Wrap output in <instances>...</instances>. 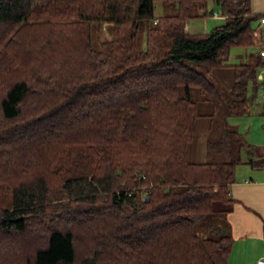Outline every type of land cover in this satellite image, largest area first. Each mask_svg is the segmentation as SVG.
<instances>
[{"label": "trees", "instance_id": "obj_1", "mask_svg": "<svg viewBox=\"0 0 264 264\" xmlns=\"http://www.w3.org/2000/svg\"><path fill=\"white\" fill-rule=\"evenodd\" d=\"M209 1L225 22L190 33ZM155 2L177 12L156 18ZM261 18L250 0H0V264H229L230 230L196 229L233 202L245 145L228 119L248 112L264 62H227ZM200 117L220 137L193 162ZM30 233L43 243L16 261L3 236Z\"/></svg>", "mask_w": 264, "mask_h": 264}, {"label": "crops", "instance_id": "obj_2", "mask_svg": "<svg viewBox=\"0 0 264 264\" xmlns=\"http://www.w3.org/2000/svg\"><path fill=\"white\" fill-rule=\"evenodd\" d=\"M250 3L252 13L264 17V0H250ZM213 16L216 21L226 20ZM256 31L258 41L248 48L259 46L258 49L262 50L264 28L260 20ZM253 53L256 57L259 54L254 50L239 54L246 59L241 63L250 62ZM258 71V75L264 74V70ZM257 82H263L264 87V79ZM251 102L254 103L253 98ZM261 102V106L249 107L246 114L229 116L228 119L230 125L242 135L245 145L243 162L236 167V179L229 185L233 202L229 205L230 210L222 215L223 223L232 236L229 264H257L264 259V101Z\"/></svg>", "mask_w": 264, "mask_h": 264}, {"label": "rangeland", "instance_id": "obj_3", "mask_svg": "<svg viewBox=\"0 0 264 264\" xmlns=\"http://www.w3.org/2000/svg\"><path fill=\"white\" fill-rule=\"evenodd\" d=\"M209 10H214L215 13H219L220 14V8L217 6V4H215L213 1H209ZM177 12V7L173 6V5H163L160 2H155V17H161L165 14H175ZM214 16L208 14L207 16L204 17H200V18H193V20L189 21L188 23V29L189 32L194 34V33H208L210 30H212L213 28L222 25L225 20L222 21H216L214 20V18H212ZM150 23H153V21H151ZM257 26V22L255 23V27ZM139 47L142 49H146V34L145 31H140L139 32ZM95 39H94V46H99L98 44L100 43L101 38L105 37V38H110L111 35L109 33V31L106 29L103 35H100L97 33L94 34ZM262 45L264 47V39L262 42ZM259 47V46H258ZM258 47L256 48H248V47H241V46H237V47H233L231 53L230 54V58L228 59V63L231 65H237L238 63L240 64L243 61H246L245 57L240 56L239 54H244V52L246 50L251 51L254 50L255 52H260V49H258ZM256 57V54L253 53L251 60L249 63L254 62V58ZM264 62V59H263ZM261 71L264 70V67L260 68ZM260 71H258L257 73H259ZM213 75V79L216 80L217 82H219L223 88H228L229 86H231L232 81H233V74L232 71L227 70V69H223V70H217L215 72H212ZM263 83V82H262ZM260 82H251L249 84V93H248V100L250 102V106L249 107H253V106H261V101L263 100L262 98V92H263V84ZM198 98L199 99V111L203 114H208L210 113L212 106L209 103L203 102L202 96H199V94H197V92L195 93V99ZM253 98L254 103L252 104L251 99ZM262 98V99H261ZM195 138L193 140V142L189 145V149H188V159L193 161V162H203V161H207V156H206V144L208 141H217L220 137V133L219 131H217V129L215 128V125L212 123L211 118L209 117H200V119L197 121L196 126H195ZM247 155V154H246ZM6 200V196L3 192V190L0 192V208L6 205L5 203ZM8 201H7V205H8ZM213 225L215 230H213V232L209 235L207 233H209V231H207L209 228L213 229ZM226 225H223V216L218 215L217 213H213V215H209V216H205L201 222L197 225V229L196 231H198V233L202 234V235H209L210 237H214V236H218L220 232L219 228H222V232H224L223 229H225ZM34 235V233H32ZM32 234H28L26 235V238H20L19 236H8L10 237L8 239V237L3 236V244L6 247H10V245H17V250L19 252V258L16 259V261H21V262H25L27 260V258L33 253V247L36 246L37 244L40 245L41 243H43L42 238L44 237V234H40V235H35L32 236ZM3 246V248H4ZM13 247V246H12ZM3 250L5 253L3 255L4 260L6 256H8L9 253H7L6 250ZM14 249V248H13ZM12 251V250H11ZM79 252L81 253H85L87 252V250L82 249L81 247H79ZM12 253H14L12 251ZM18 255V253L16 254ZM9 257V256H8ZM14 263V262H13Z\"/></svg>", "mask_w": 264, "mask_h": 264}, {"label": "built area", "instance_id": "obj_4", "mask_svg": "<svg viewBox=\"0 0 264 264\" xmlns=\"http://www.w3.org/2000/svg\"><path fill=\"white\" fill-rule=\"evenodd\" d=\"M214 15H215V17H219V18H225L226 17L225 15H222V14H219V13H215ZM260 25H261L262 28H264V17L261 18ZM259 55H260L261 59H264V49L260 50ZM258 79L263 80L264 79V74L263 73L259 74L258 75ZM262 98H263V101H264V90L262 92ZM257 264H264V259L259 260Z\"/></svg>", "mask_w": 264, "mask_h": 264}, {"label": "water", "instance_id": "obj_5", "mask_svg": "<svg viewBox=\"0 0 264 264\" xmlns=\"http://www.w3.org/2000/svg\"><path fill=\"white\" fill-rule=\"evenodd\" d=\"M218 2V1H217Z\"/></svg>", "mask_w": 264, "mask_h": 264}]
</instances>
